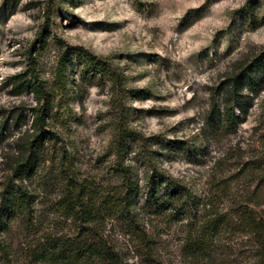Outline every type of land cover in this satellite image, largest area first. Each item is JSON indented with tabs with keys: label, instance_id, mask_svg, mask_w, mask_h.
<instances>
[{
	"label": "rangeland",
	"instance_id": "obj_1",
	"mask_svg": "<svg viewBox=\"0 0 264 264\" xmlns=\"http://www.w3.org/2000/svg\"><path fill=\"white\" fill-rule=\"evenodd\" d=\"M41 30L47 32L42 44L36 41ZM263 46L264 0H0V126L5 123L0 186L15 154V139L29 127V107L35 104L31 91H16L12 76L34 73L46 88L54 82L59 55L67 50L65 66L74 83L68 82L64 97H56L63 105L62 119L51 129L81 174L107 177L109 108L119 100L137 130L174 146L150 145L156 149L151 153L156 167L197 195L217 179L237 193L246 181L240 168L264 153V59L257 69L263 81L245 97L246 111L234 108V124L218 115L213 121L209 112L211 106L221 107L225 77L256 58ZM86 52L117 67V90L84 66ZM131 150L126 161L140 176L146 163ZM49 185L48 200L59 183ZM49 203L38 204V210ZM152 222L160 229L163 248L175 251L183 223ZM6 237L13 239L12 248H20L23 237L16 227ZM123 250L128 254V248ZM127 257L129 264H145L133 252Z\"/></svg>",
	"mask_w": 264,
	"mask_h": 264
},
{
	"label": "trees",
	"instance_id": "obj_2",
	"mask_svg": "<svg viewBox=\"0 0 264 264\" xmlns=\"http://www.w3.org/2000/svg\"><path fill=\"white\" fill-rule=\"evenodd\" d=\"M46 33L41 30L36 41H46ZM66 55L67 50L59 55L54 82L46 88L34 80V73L12 76L16 91H31L35 104L29 107V127L15 139V154L0 186V264H129L131 252L145 264H264V153L240 168L246 181L237 193L226 180L217 179L206 193L197 195L152 162L156 149H149L151 144L174 146L137 130L129 109L116 100L110 103L104 150L110 160L107 177L83 175L51 129L54 122H61L63 112L60 98L55 99L64 97L68 82L74 83L67 74ZM83 55L84 66L117 90L121 81L117 67L89 52ZM263 59L264 46L256 58L225 77L221 107H210L213 121L218 115L227 125L234 124V108L246 111L245 97L250 98L263 81L257 71ZM21 117L20 110L16 119ZM131 147L146 163L140 176L126 161ZM53 181L59 187L48 200ZM47 201V208L39 211L38 204ZM153 220L183 223L175 251L163 248ZM15 227L23 237L20 248H12L13 239L6 237Z\"/></svg>",
	"mask_w": 264,
	"mask_h": 264
}]
</instances>
